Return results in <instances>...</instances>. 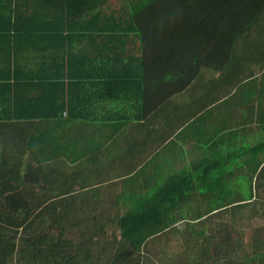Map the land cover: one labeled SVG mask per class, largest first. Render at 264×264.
I'll use <instances>...</instances> for the list:
<instances>
[{
    "label": "crops",
    "instance_id": "crops-1",
    "mask_svg": "<svg viewBox=\"0 0 264 264\" xmlns=\"http://www.w3.org/2000/svg\"><path fill=\"white\" fill-rule=\"evenodd\" d=\"M73 1L70 10L77 13L134 12L133 0H100L96 6L94 0ZM261 2V16L255 24L264 28ZM15 7L38 8L41 20L20 24L26 29L21 35L15 32ZM60 10V0H0V111L7 108L16 90L13 110L51 114L38 118L37 123L39 131L56 143L61 164L57 169L83 176L78 184L76 179L58 187L70 194L100 188L97 194L90 192L102 199L95 202L121 206V213L128 206L167 193L181 178L188 180V174H205L212 182L209 187L232 190L237 188L238 173L264 165V106L258 118L253 112L256 105L240 98L249 86L236 94L233 81L208 69L201 71L203 78L197 87L166 97L170 85L161 86L152 79L159 76L151 68L157 59L155 51L152 55L150 48L145 54L139 38L111 35L120 29L119 22L87 21L86 16L63 21L45 17L50 11L58 16ZM250 11H244L249 21ZM124 41L126 47L121 46ZM189 58L179 61L189 62ZM217 58L226 59L221 54ZM113 59L117 61L111 63ZM168 76L170 72L165 73V81ZM40 147L46 155L55 154ZM200 189L201 181L196 183L192 200L200 198L206 207L211 200ZM197 221L200 232L201 219ZM184 233L172 227L152 237L148 259L138 256L136 261L108 262L95 261L94 255L78 263L50 264H176L179 250L190 252L187 246H178L180 241L173 243L174 236Z\"/></svg>",
    "mask_w": 264,
    "mask_h": 264
},
{
    "label": "trees",
    "instance_id": "trees-1",
    "mask_svg": "<svg viewBox=\"0 0 264 264\" xmlns=\"http://www.w3.org/2000/svg\"><path fill=\"white\" fill-rule=\"evenodd\" d=\"M60 1L59 15L50 11L47 20H84L86 16L87 21L119 22L120 29L111 35L139 38L145 54L150 48L152 55L155 51L157 59L151 68L159 76L152 79L161 86L170 85L166 97L197 87L203 78L201 71L209 69L219 73V78L233 81L236 94L249 86L240 98L256 105L253 112L259 118L264 106V28L255 23L261 16V0H133L134 12L119 14L77 13L70 10L73 0ZM99 1L94 0V6ZM246 8L253 10L250 21L245 17ZM39 11L15 7V32L22 35L26 29L20 24L41 20ZM122 23L128 24L124 27ZM236 37L240 41L230 43ZM217 54L226 59L219 60ZM187 56L189 62L179 61ZM166 72L171 74L167 81ZM12 96L7 108L0 111V264L78 263L94 255L95 261L108 262L136 261L138 256L148 259L150 239L172 227L186 232L173 237L174 245L180 241L178 246L190 248V252L176 253V264H264V165L260 163L257 171L238 173L237 188L232 190L209 187L212 182L205 174L191 173L167 193L119 213L121 206L95 202L102 199L90 192L97 194L100 188L70 194L58 187L76 179L78 184L83 176L57 169L61 164L56 143L39 131L37 123L38 118L51 114H20L13 110L16 90ZM40 145L55 154L39 151ZM187 181L191 182L189 188ZM199 181L201 194L211 200L206 207L201 206L200 198L192 200Z\"/></svg>",
    "mask_w": 264,
    "mask_h": 264
}]
</instances>
